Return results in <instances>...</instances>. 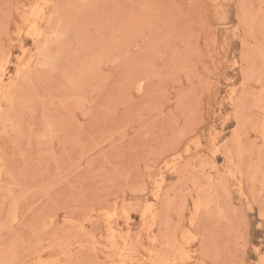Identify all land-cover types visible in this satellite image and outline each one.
<instances>
[{
  "label": "rangeland",
  "instance_id": "1",
  "mask_svg": "<svg viewBox=\"0 0 264 264\" xmlns=\"http://www.w3.org/2000/svg\"><path fill=\"white\" fill-rule=\"evenodd\" d=\"M0 264H264V0H0Z\"/></svg>",
  "mask_w": 264,
  "mask_h": 264
}]
</instances>
